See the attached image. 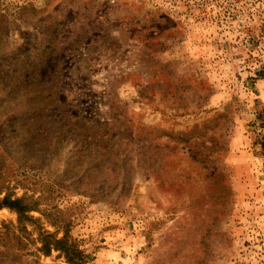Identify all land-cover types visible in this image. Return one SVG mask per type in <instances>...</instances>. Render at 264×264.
I'll use <instances>...</instances> for the list:
<instances>
[{
  "label": "rangeland",
  "instance_id": "374dc122",
  "mask_svg": "<svg viewBox=\"0 0 264 264\" xmlns=\"http://www.w3.org/2000/svg\"><path fill=\"white\" fill-rule=\"evenodd\" d=\"M46 235L264 264V0H0V264Z\"/></svg>",
  "mask_w": 264,
  "mask_h": 264
},
{
  "label": "trees",
  "instance_id": "16d2710c",
  "mask_svg": "<svg viewBox=\"0 0 264 264\" xmlns=\"http://www.w3.org/2000/svg\"><path fill=\"white\" fill-rule=\"evenodd\" d=\"M6 202H7V199H5L4 203ZM9 206L12 208H17L19 211H23L19 205V201L12 202L11 205ZM50 238H51L50 235L44 236L45 243H44L42 251L49 253L51 251V248L56 247L59 250H62L63 252H65L67 261L70 264H85L87 257L84 255L82 251L78 249L77 246H75V244H72V243L69 244L66 238L62 240H56V239L50 240Z\"/></svg>",
  "mask_w": 264,
  "mask_h": 264
}]
</instances>
